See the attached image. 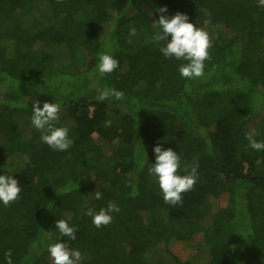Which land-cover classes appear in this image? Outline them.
<instances>
[{"label": "trees", "instance_id": "obj_1", "mask_svg": "<svg viewBox=\"0 0 264 264\" xmlns=\"http://www.w3.org/2000/svg\"><path fill=\"white\" fill-rule=\"evenodd\" d=\"M177 12L209 34L199 78H182L186 61L166 58L153 39L160 15ZM101 52L119 61L104 76ZM105 88L125 98L97 101ZM36 100L61 106L67 151L41 141ZM249 131L264 141L258 0H0V174L22 189L0 202V264L9 249L12 264H52L47 247L57 242L78 249L81 264H264V150L249 147ZM157 144L179 154L181 175L198 166L182 205L166 204L149 175ZM109 201L120 211L96 228L87 209ZM181 243L197 249L180 254Z\"/></svg>", "mask_w": 264, "mask_h": 264}, {"label": "clouds", "instance_id": "obj_2", "mask_svg": "<svg viewBox=\"0 0 264 264\" xmlns=\"http://www.w3.org/2000/svg\"><path fill=\"white\" fill-rule=\"evenodd\" d=\"M258 6L264 7V0H258ZM159 11L161 13L167 12V8H160ZM153 25L157 29L153 39L160 44L161 53L166 58L186 61L179 66L181 77L194 79L203 76L205 61L210 59L211 41L209 34L203 29L197 28L194 23L190 22L188 15L181 12H177L171 17L160 15ZM135 35L136 28L131 27L129 36ZM128 42L131 43V40ZM118 67L119 61L112 55L104 52L98 54L97 68L101 76L111 74ZM110 97L122 100L125 98V94L116 89H97V101L103 102ZM60 107L59 104L50 102H44L43 107H41L38 100L34 101L31 124L40 131L42 142L53 150L67 151L74 141L69 137L67 127L57 126L60 120ZM111 124V120H107L104 126L111 127ZM245 139L253 150H264V141H257L253 132H246ZM154 153L155 163L148 168L149 175L158 183L166 204L170 206L182 205L183 194L191 191L197 182L198 166H193L190 170L185 166L186 174L181 175L179 173L181 159L176 151L172 148L164 149L160 144H157L154 147ZM141 166L143 167V165ZM128 186L132 188V194L135 195L137 193L135 185L129 181ZM21 191L18 179L11 175L0 174V202L4 206H10L18 200ZM95 198L101 199L102 193L95 191ZM119 211V205L114 201H109L107 206L100 208L99 211L89 207L86 215L92 218V223L96 228H101L112 223V213ZM56 227L62 237L66 236L71 240L76 238V229L70 226L66 219H58ZM47 251L50 254L52 264H81V252L78 249H70L63 242L49 244ZM5 258L7 264H12L10 249L5 252Z\"/></svg>", "mask_w": 264, "mask_h": 264}, {"label": "rangeland", "instance_id": "obj_3", "mask_svg": "<svg viewBox=\"0 0 264 264\" xmlns=\"http://www.w3.org/2000/svg\"><path fill=\"white\" fill-rule=\"evenodd\" d=\"M256 121L258 122L259 118H256L255 122ZM223 196H224L223 199L219 200L220 205H223L227 202V195H223ZM194 249H197V246L191 245L189 243H181L177 247V251L183 255H188L191 251H194Z\"/></svg>", "mask_w": 264, "mask_h": 264}]
</instances>
